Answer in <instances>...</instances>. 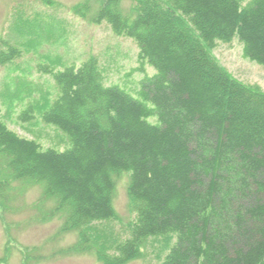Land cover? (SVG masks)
I'll return each mask as SVG.
<instances>
[{"label":"trees","instance_id":"obj_1","mask_svg":"<svg viewBox=\"0 0 264 264\" xmlns=\"http://www.w3.org/2000/svg\"><path fill=\"white\" fill-rule=\"evenodd\" d=\"M130 1L124 12L123 0H100L94 22L138 45V94L105 85L95 59L39 69L55 96L31 100L17 120L39 119L69 146L20 136L0 108V207L14 185L40 184L65 231L97 246L89 227L115 219L113 175L128 172L137 219L116 257L97 250L104 264H125L151 238L173 240L160 264H264V93L210 54L238 38L264 67V0ZM5 46L2 63L21 57Z\"/></svg>","mask_w":264,"mask_h":264},{"label":"rangeland","instance_id":"obj_2","mask_svg":"<svg viewBox=\"0 0 264 264\" xmlns=\"http://www.w3.org/2000/svg\"><path fill=\"white\" fill-rule=\"evenodd\" d=\"M241 1L243 7L252 2ZM100 6V0H0V54L7 52L5 44L21 51L18 59L0 61V108L8 127L20 136L36 139L45 148L69 146L63 134L39 119L31 124L17 120L31 100L43 102L55 96L54 82L39 72L42 67L62 68L95 59L105 85L138 94L143 75L132 71L138 67L139 47L130 38L116 36L108 23L94 22ZM132 6L123 0L124 12ZM210 54L232 79L264 93V67L243 57L238 38L217 42ZM147 71L154 72L149 67ZM130 177L128 172L113 175L115 219L89 227L88 235L97 246L81 241L79 232L65 231V215L52 216L56 201L45 197L40 184L14 185L8 207H0V264H104L98 249L109 259L116 257L114 247L130 240L137 219ZM172 242L151 238L125 264H160Z\"/></svg>","mask_w":264,"mask_h":264}]
</instances>
